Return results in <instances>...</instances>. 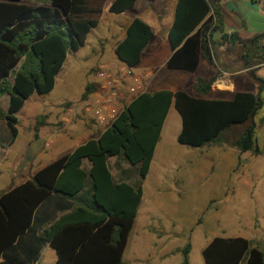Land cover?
Instances as JSON below:
<instances>
[{
    "label": "trees",
    "instance_id": "16d2710c",
    "mask_svg": "<svg viewBox=\"0 0 264 264\" xmlns=\"http://www.w3.org/2000/svg\"><path fill=\"white\" fill-rule=\"evenodd\" d=\"M0 0V97L8 96V109L0 106V119L17 134V114L35 93L49 94L72 49L86 43L104 12L132 11L138 0ZM154 1V0H150ZM223 0H177L168 38L173 54L167 67L196 72L201 59L214 63L212 36L223 32ZM108 6V7H107ZM154 36L153 29L134 18L115 48L127 68L138 66ZM226 34L222 39L227 40ZM245 67L264 64V31L249 40L231 35ZM216 75L199 77L197 96L185 91L140 92L126 104L116 120L91 139L46 165L23 183L0 193V258L25 234L39 205L52 193L73 202L71 211L44 229L41 239L57 253V264H125L124 254L144 196L157 145L170 108L182 121L180 145L202 148L222 141L226 132L242 126L232 142L241 153L259 154L254 118L264 106V79L250 71L256 94L237 92L232 100H207ZM86 86L82 100L95 92ZM40 122V121H39ZM264 123V119H263ZM119 172L118 179L110 164ZM84 160L90 169L84 167ZM136 169L137 179L121 163ZM192 245L181 250L182 264H190ZM204 264H264V249L243 237H214L203 249ZM8 264V263H5Z\"/></svg>",
    "mask_w": 264,
    "mask_h": 264
},
{
    "label": "rangeland",
    "instance_id": "374dc122",
    "mask_svg": "<svg viewBox=\"0 0 264 264\" xmlns=\"http://www.w3.org/2000/svg\"><path fill=\"white\" fill-rule=\"evenodd\" d=\"M102 31L103 26L95 28L83 46L70 50L52 92L44 96L35 93L26 101L17 115L19 128L25 134L38 111L45 112L50 120H57L55 113L60 111L62 116L69 118L68 125L72 127L79 122L94 126L86 110V101L82 100L84 82L86 86L95 81V71L103 62L113 65V69L128 71L113 51L102 54L99 46L103 41L97 39ZM124 36L122 29L116 40ZM169 73L168 70L161 73V85L174 83L168 77ZM177 85L182 91L197 95L190 79L178 81ZM126 96L128 101L132 97L127 93ZM262 98L264 100V91ZM7 99L8 96H4L1 103ZM263 119L264 106L254 118L259 154L253 151L241 153L231 145L240 136L236 132L224 135L220 144L209 148L180 145L177 137L181 118L176 110L171 111L150 173L144 180L147 197L143 199L130 235L125 264H182L181 250L188 242L192 245L190 264H204L202 251L217 236H246L254 246L264 249ZM96 135L98 132L92 137ZM207 149L209 151L205 152ZM235 149L239 153L238 160L231 170L227 155L228 150ZM46 160L50 161L51 157ZM114 162L111 159L110 164L118 179ZM121 166L130 174L131 182L137 179L135 168L124 162Z\"/></svg>",
    "mask_w": 264,
    "mask_h": 264
},
{
    "label": "crops",
    "instance_id": "0c3cea01",
    "mask_svg": "<svg viewBox=\"0 0 264 264\" xmlns=\"http://www.w3.org/2000/svg\"><path fill=\"white\" fill-rule=\"evenodd\" d=\"M112 1H109L108 6ZM176 4L177 0H138L132 11L123 14H112L107 9L104 10L103 17L100 18L97 25L98 28L103 26V31L98 35L100 38L96 36L98 40L103 41L99 46L102 54L110 50L115 53L117 44L124 38L117 41L118 33L122 29L126 30L134 18H140L145 21L154 32L152 41L142 54L140 64L131 69L132 75L129 78H122L124 73L122 69H113L114 74L123 80L124 91L128 92L134 86L140 85L143 87V92L153 93L161 90L176 92L182 90L177 85L178 81L190 79L194 88L197 78H209L216 75L217 77L212 84L211 91L204 97L207 100L229 101L234 98L237 92L256 94L258 85L250 77V71L255 70L256 75L264 79V64L245 67L240 57L242 53L240 45L231 44L233 41L231 35L237 34L240 39L249 40L264 31V0H223V32H215L212 36V47L215 52L214 63L201 59L199 67L194 73L171 70L167 67L168 60L173 54L168 34L174 21ZM223 34L228 35L225 41L222 39ZM165 70L170 72L168 77L174 83L160 84L161 73ZM86 86L84 82L83 93ZM195 96L199 97L198 94ZM3 98L0 97V106L4 111H7L9 98L6 102L1 103ZM132 99L127 100L126 104L130 103ZM172 110H175L173 106L169 110L163 130ZM55 116L57 120H50L45 112L38 111L26 134L23 129L19 128L20 122L17 118V134L15 136L6 121L0 119V189H2V192H6L12 186L31 179L36 172L46 165L66 154L72 153L77 147L87 141L96 139L100 132L104 131L93 120L94 126L92 127L85 124V122H79L75 127H72L68 125L69 118L65 115L62 116L60 111H57ZM243 130L242 126L234 127L224 135L229 136L231 132L241 135ZM96 132H98V135L92 137ZM160 143L161 138L156 151ZM216 144H220V142ZM212 145L207 146L209 148ZM208 151L209 149L205 152ZM216 153H219V151H216ZM228 153V167L232 170L237 164L239 153L236 149L235 151L228 150ZM49 156L51 160L46 162ZM84 167L90 169V163L87 160H84ZM146 195L144 189L143 199L147 197ZM72 206L73 202L69 198L58 193H52L36 209L30 228L0 258V264H57L56 251L50 244L41 239V234L44 229L57 221L63 214L70 212ZM236 237L249 239L246 236L238 235Z\"/></svg>",
    "mask_w": 264,
    "mask_h": 264
},
{
    "label": "built area",
    "instance_id": "2783aa9c",
    "mask_svg": "<svg viewBox=\"0 0 264 264\" xmlns=\"http://www.w3.org/2000/svg\"><path fill=\"white\" fill-rule=\"evenodd\" d=\"M123 73L126 79L132 75L131 69ZM95 92L86 101V110L95 124L103 129L109 127L119 116L126 105L127 96L133 98L143 92V87L136 85L130 91L123 89V80L113 72V65L107 62L100 63L95 71Z\"/></svg>",
    "mask_w": 264,
    "mask_h": 264
}]
</instances>
